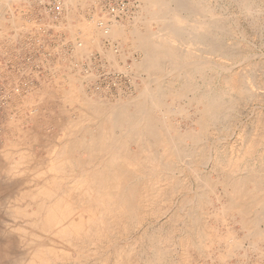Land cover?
Wrapping results in <instances>:
<instances>
[{
    "label": "bare ground",
    "instance_id": "bare-ground-1",
    "mask_svg": "<svg viewBox=\"0 0 264 264\" xmlns=\"http://www.w3.org/2000/svg\"><path fill=\"white\" fill-rule=\"evenodd\" d=\"M2 1L0 8L8 0ZM137 1L139 3L129 18L117 21L105 14L117 22H103L101 17L97 19V12L93 10L91 19L83 16L85 8L96 6V0H61V16L56 26L52 24L57 30L64 29L79 38L77 42L72 39V62L90 56L96 49L103 59L111 62L122 74L133 76V80L120 77L112 87L100 83L94 86L90 84L92 74L82 71L79 65L75 72L79 76L63 77L61 85H58L61 87H57L61 93L59 112H62L60 106L65 110L68 106L74 112V118L65 113L68 111L63 112L67 117L59 113L62 118L57 127L60 125L63 142L56 143V148L50 149V146L43 155L40 153L42 156L33 150L34 145H41L39 141L33 144L37 139L27 145L13 141L12 147L8 145L11 149L1 144L0 264H187L188 250L208 251L212 257L215 253L220 258L227 257L237 250L236 244L241 241L232 240V244L223 246L225 239L230 238L231 242L232 231L227 227L219 230L218 225L207 224L208 213L203 218L201 216L202 221L205 220L202 224L206 231L204 227V230L197 228L199 223L196 224L193 212L186 214L187 221L181 225L186 231H182V227L179 229L180 224L173 226L182 231H179L182 233V236L178 234L179 240L184 238L181 245L178 242L180 255L176 248L178 244L175 246L170 241L173 240L170 232L174 233L175 228L171 226L173 229L169 231L158 225L159 228H155L151 223L143 226L148 219L156 222L168 215L169 207L163 208L166 204L174 205L167 223L174 222V219L179 221L188 209L201 211L200 207L211 204L212 198L204 201L208 194L221 204V210L219 208L220 211L214 214L215 219L220 217L222 220L226 201L222 203L221 197L214 195L217 186L229 204L235 201L239 219L246 217V223H240L242 230H246L241 238L247 239L251 229L256 231L252 233L254 238L264 239V230L257 229L264 221V167L238 164V158L236 164L229 157L223 159L217 150L213 156L207 157L206 138L211 135V127L228 119L236 102L231 98L224 102L214 92L199 90V81L196 82L193 72H190L195 67L189 70L193 65L197 66L198 74L204 71L209 64L203 63L206 60L204 55L230 58V52H226L220 37L223 33H220L219 16L213 14L203 0ZM73 18L76 22L71 24L70 19ZM99 21L103 26H99ZM10 22L13 26L18 24L14 19ZM42 23L45 24L41 22L40 25ZM152 25L158 27L157 32H151ZM104 41L109 43V49L103 47ZM28 42L29 39L22 47L28 46ZM184 46L183 51L180 47ZM132 52H139L142 56L132 58V64H126L125 59H131ZM199 59L201 64L197 61ZM199 76L202 81L206 78L202 74ZM134 80H139V83ZM14 82L9 87L6 84L0 86V104L3 106L10 100L22 98L23 93L31 89L32 83L26 90L22 78L18 83ZM238 82L235 75L228 77L225 82L229 86L227 92H238ZM63 84H67L68 89H64ZM167 99L170 100L168 105L165 104ZM177 117L186 123L184 130L176 124ZM255 122V130H251L254 134L250 131L244 138L241 136L245 147L243 153H250L254 145L262 144L258 142L261 136L264 138V114H258ZM257 129L260 131L256 135ZM131 146L136 149H131ZM205 163H208L209 173L203 175L200 168ZM185 175L192 177L191 183L185 181ZM135 231L139 232L136 238L133 236L128 242L126 239L125 246L119 245V239L128 238ZM191 238L199 244L192 243L193 240L190 242ZM251 248L254 255L242 256L249 260L246 264L264 260V247L253 244ZM255 251L259 254L255 255ZM172 254L180 261L172 260Z\"/></svg>",
    "mask_w": 264,
    "mask_h": 264
},
{
    "label": "rangeland",
    "instance_id": "rangeland-1",
    "mask_svg": "<svg viewBox=\"0 0 264 264\" xmlns=\"http://www.w3.org/2000/svg\"><path fill=\"white\" fill-rule=\"evenodd\" d=\"M42 1L44 2L46 0H36L35 4L37 5V7H39V11H40L39 13L41 14L40 18H43V20H38V22L33 23L34 25L31 24L28 27L29 29L27 28L28 29L27 33L24 35L23 38H25V36H27V39H30V35H31V38L36 36V34H37L36 29L39 26L40 27L42 26L44 28L46 27L45 35L43 36V39L48 44H50V46L55 47L54 39H56V40L58 39V40H62V41L64 40L63 41L64 43L62 44L63 49H59L62 52V55L58 56L57 54H55V53H59L58 51H56V48L52 49L55 56L53 57L52 61H50L49 64L47 65L46 71L42 75L38 76L40 78L39 80L41 82L38 80V78L35 79L34 84H32L30 87L32 90L28 89L27 93H23L22 98L16 99L17 101L16 100H12V101L10 100L5 106L0 108V133H1L0 134V147L2 144L4 146V148H6V147L9 148L8 145L11 146V144H12L11 142H13V141L16 144L24 143L27 145L29 143L31 144L35 139H37L33 142V144H35L36 141H39L41 143V145L40 144H39L40 146L34 145L33 150H34V153L39 154V156H42L45 152H47L49 150L50 146H51L50 149H52L53 147L56 148L57 147L56 143H58V145H59L61 142H63L62 141L63 133H62L61 129H59L60 125L57 127L59 120L63 116L67 117L68 113H70L68 116L74 118V114H73L74 112H72V110H70V108L68 106H66V110H65V108H62V106H60L61 107L60 111H62V112H59L58 107H59V104L61 102L60 101L61 93H60V90L58 88H60L61 86L58 87V85H61V83H60L61 79L62 80H64V78L67 79L66 77L70 78L71 75H72L71 76L72 78L78 77L79 75H77L75 72H77V70H79V68H80L82 71L85 70L86 73L90 72V74H92L91 76H92L93 80H92V82H90L91 85H94V84L100 85L101 84L100 78L103 76L111 77L112 75H118V74L122 75L123 79H129V80L132 79L133 80V76L127 75V74H122L123 72L119 71V69L117 70L116 67H114L111 62L108 63V61L103 59L101 53L96 49H93V51H91L90 56L86 55V58L84 57L81 60H78V61L74 60V62H72L73 61L72 60V52L73 51L71 52V50H73V48H74L73 42L74 41L77 42L79 40V38L77 36L73 35V36H75L74 38H76V39H74L73 36L68 31H66L64 29L63 30L58 29L59 30L58 31L55 26H56L59 19L53 20L52 18L44 15V13L42 11V7L40 5V3H43ZM133 1H136L137 4L139 3V1H137V0H133ZM203 2H205V4L209 7V9H212L213 14L215 13L216 16H219L218 18H219L220 23L222 25L220 33H223V35L221 34L220 37L222 39V43H223V46H224L226 52H228V53L230 52L229 53L230 58L229 59H226V58L218 59L216 57L211 58L210 56L204 55L205 57H203V58H204V60L206 59L207 61L205 60V62L203 61V63H205V64H206V62L209 63V64H206L204 71L199 72V74H198L197 66H193V65H192V67L189 68V70L192 69L193 67H195L196 70L193 68L192 70H190V72L191 71L193 72L192 77L196 78V82L199 81V82H197L199 90H201V91L206 90L205 92H211L212 94L214 92V95H217L218 97L219 96L222 97V100H224V102H228L229 98L235 100L234 102H236L234 105V108H232L233 110L231 111V116L228 117V119H226L225 121L218 122L217 124L214 125V127L213 126L211 127L212 128V130L210 131L211 135L207 136V138H206L207 143L205 142L208 149H209V152L207 151V157L213 156L212 154H214V151L217 150L218 154H220V156L223 157V159H227L229 157L228 159L232 160L234 163H236L237 160L240 159L237 162L238 164L239 163L240 164L246 163V165L253 164L256 167H262L263 168L264 162L261 164V162L264 161V140H263L264 138H263V136H261L263 139L261 138V141L258 142V144L259 143H262V144L254 145L253 146L254 148L252 147L253 149L252 148L250 149L251 150L250 153H248V152L243 153L245 151L244 150L245 147H244L242 137L244 138V136L247 133H249L252 129L255 130V128H253V127H254V125H256L255 121L257 119L258 114L259 115L264 114V0H203ZM239 2H241V3H239ZM94 6H90L91 8H89V6L87 8H85V13L83 14V16L85 18L87 17L88 19H91L92 18L91 14H93V11L94 12L96 11L97 15H98L97 19H99L101 17L103 19V22H106V20L109 22H117L118 20L119 21L122 20V19L121 20L118 19L117 21H115L111 18H108L105 14L102 16V12H100V10H98V8H97L98 5L96 4L95 8L93 9L92 7H94ZM91 10H93V11H91ZM129 17L130 16H128L126 18H129ZM50 20H52L53 22ZM41 22H44L45 24L42 23V25H40ZM75 22H76V20L74 18H73V20L70 19L71 24H74ZM37 23L39 24L38 26L36 25ZM48 23L50 25L52 23L53 24L55 23V26L52 24L50 26L52 28L47 27V26H49ZM46 24H48V25H46ZM150 28H151L150 29L151 32L152 31L157 32L156 30L158 29V27L156 25H152ZM33 33H34V36H32ZM69 36L71 38H69ZM4 38H5V36L0 34V46H1V42H3ZM23 38H21L19 42L15 43L13 45V48L10 50L9 49H3V50L0 49V72L2 73L1 69L4 70L3 71L4 73H2V74L0 73L1 74L0 76H3V77H0V86H2L3 84H6V86L9 87L10 85H13V82L15 79L17 81L15 80L14 83H16V82L18 83V81L20 79L14 73H11V72H10L11 74L9 73V70H10L9 66H11L12 64H14L20 60L21 54H22V51H21L22 50V44L27 43V39L23 40ZM21 40H23V41L21 42ZM68 45H70V46L66 51L65 47ZM115 46H118V45L116 44ZM181 46H183V45H181ZM103 47L105 49H109V47H110L109 43L104 41ZM123 47L125 49L128 48L126 45H123ZM180 48L184 51L185 46L180 47ZM191 48H193V47H191ZM69 49H70V51H69ZM132 54L134 55V57ZM132 54H131V59H130V57L128 59H125L126 64H132V61H131V60H133L132 58L136 57V59H139L137 57L142 56L139 52H132ZM69 56H71V57L69 58ZM203 58H202V60H203ZM5 59H6V61H5ZM200 59L197 60L198 63L200 62L199 64H201V62H202V60L200 61ZM89 62H90V64H89ZM212 62H213V65H212ZM123 63L124 62H122L121 64L123 65ZM79 65H81V66L79 67ZM194 72L197 73L198 75H196ZM5 73H7L8 76ZM201 74L204 77H206L203 80L204 82L201 80V77L199 76ZM10 75L12 77H10ZM234 75L236 77L237 82L239 79L238 85L240 86V89L238 92L234 93V92L230 91V93H228L229 92V89H228L229 86L226 85L225 82H227L228 77L234 76ZM6 79H7V81H6ZM11 79H13V80H11ZM57 79H59V80L57 81ZM62 80H61V82H62ZM134 81H136L137 84L139 83V80H134ZM164 83L166 85V82H164ZM82 84L84 85L87 83L82 82ZM167 85H168V83H167ZM33 86L36 88V90H34ZM63 86H64V89H68L67 84L66 85L63 84ZM37 89L39 91H37ZM46 89H48V90H46ZM44 90L47 92H45ZM58 90H59V92H58ZM29 91H33L34 93L29 92ZM86 92H87V90H86ZM87 93L89 94V91ZM218 94H221V95H218ZM222 94L227 96V97L225 98ZM39 95L40 96L43 95V96L40 97ZM38 96H39V98H38ZM47 101H49V102H47ZM166 101H168L169 103ZM166 101H165V104H167V105L170 104V100L167 99ZM51 102H52V104H51ZM183 102H185V100ZM47 103H50V104H47ZM23 104H25L26 106ZM29 104H30V106H29ZM44 104L47 105L48 107L45 106ZM34 109L36 110V112H33ZM45 111H46V113H45ZM65 111H68V112H65ZM63 112L67 113V115H64ZM59 113L61 116L63 114V116L60 117ZM35 117H37V118H35ZM58 117H59V119H58ZM177 118L178 119L175 120L176 124L179 125L180 130H184L186 127L184 125H186V123L183 124L184 121L181 118L179 120V117H177ZM35 119H38V120H36L37 122H34ZM178 122H180L181 124ZM48 123H50V125ZM35 127H36V129H34ZM190 127L195 129V126H192V124H190ZM258 131H260V130L257 129V131L255 132L256 135H257V133H259ZM252 133L254 134V132H252ZM22 134H23V136H22ZM57 137H58V139H57ZM42 139H43V141H42ZM23 140H24V142H21ZM63 140L65 141V139H63ZM259 140H260V138H259ZM14 142H13V144H15ZM46 143H48V144H46ZM187 143H189V145H190L189 141H187ZM54 144H56V145H54ZM134 148H135L134 146H131V149L135 150L136 148L135 149ZM9 149H11V148H9ZM40 153L41 154L43 153V154L40 155ZM12 158L15 159L16 156H15V158L14 157H12ZM16 159H18V157ZM0 161L3 163V158L0 157ZM247 163H249V164H247ZM204 165L205 166L201 165L200 169H201V172L203 173V175H206L207 173H209V168H207L209 166H208V163H205ZM263 171H264V169H263ZM178 174H180V173H178ZM213 176L215 177L214 173H213ZM184 178H185V181H187L188 183L189 182L191 183L193 180L190 175H185ZM217 187L214 190V195L220 196L222 203L224 201H226L225 206H224V208H225L224 216H226V217L222 216L223 221L221 220L220 217H216V219H215V214H214V212H219L221 210V208H220L221 204L219 202H216V200L213 199V196L208 194V196L204 197L206 199V200L204 199V201H207V200H209V198H212L211 204L209 205V204L205 203L207 205H203L204 207H200L201 211L204 210L203 213L197 209L196 210L190 209V211L188 209L186 212L184 211L182 213L184 216L181 215V217L183 216L184 219L181 218L179 221H175V219H174V222H172V223L168 222L167 223L166 220L168 219V216L171 215L170 213H173L174 205L173 206L172 205L167 206V204H166V205H163V208L169 207L170 210L168 211V213H166L168 215H165L161 218H158L156 220V222H155V220L148 219V220H146V222L143 223V226H146L147 224L151 223L154 225L155 228L156 227L157 228L162 227L164 229L166 228L165 230L171 231L173 228H175L173 226L178 227L180 224V227H179V229H180L183 226L182 225L183 221L184 220H185V222L187 221V219L185 218V217H187L186 214H190V212H193L195 214L196 224L199 223L198 224L199 226L197 225V228H199V229L204 230V228H205L204 231H206V227L202 224V222L206 220L207 224H211L212 226L218 225L219 230H220V228H221V230L222 229L224 230L227 227L226 229H229L230 231H232V235L233 234L234 235L233 236L231 235V238H232L231 242H230V238H228L229 241H228V239L227 240L225 239V241L222 243L223 246H227L229 244H232V240H236L235 242H237V241L238 242L241 241V242L240 243L237 242L238 243V244H236L238 246L237 250L232 254L230 253V255L227 256L228 258L227 257H223V258L221 257L220 258L218 256V253H215L214 257H212L213 254L212 255L209 254L208 251L204 252L205 253L204 254V253H199V252H194V251L188 250V254H187L188 256H186V257L189 259L187 260L185 258L186 259L185 261L186 262L188 261L187 264H189V262H190V264H208V263L210 264V261H213V260H215L213 262V264H216V263H218V264H244V262L246 264L249 260L247 261V259L242 258V256L244 254H245V256L254 255L253 251L250 252V249L252 250L251 247H253V244L260 246V247H264V239L261 237H258V238L255 237L257 240V241H255V238L252 236V233L256 232V231L255 230L251 231V229H250L251 235L248 236L247 239L241 238L242 234L246 233V230L245 229L242 230L240 223L245 224L247 221L245 219L246 217L243 214L244 218L240 217L241 220L239 219L240 215L237 214L238 212L236 211V208H234V207H236L235 201H231V204H229L227 202V200H225L223 198V194L221 193L222 189L220 188V186L218 188ZM234 204H235V206H234ZM209 206H211V207L209 208ZM219 208H220V210H219ZM233 211H236V212H233ZM207 213H208V215H207ZM204 214L207 215L208 219L206 218L205 220L202 221L203 216H205ZM210 214H212V215H210ZM201 216H202V218H201ZM198 219H199V221H198ZM242 221H244V222H242ZM224 222L226 225L224 224ZM145 223H147V224H145ZM156 225H158L159 227ZM140 227L143 228L142 226H140ZM169 227H170V229H169ZM182 228L183 229H181V230L184 231L185 227H182ZM207 228H211V227H207ZM240 228H241V230H240ZM175 229H176V231H175ZM175 229H173L174 233L170 232L171 236L173 237V238L170 237V239L171 238L173 239L170 241H173L172 244H175V246L180 241L179 243L181 245V243L183 242V241L181 242V240L184 238L181 237V240H179L180 237L178 236V234L182 236V233L179 232L181 230H177V228H175ZM257 229L259 231L264 230V221L261 222L257 226ZM136 230H138V229H136ZM186 230L187 229H185V231ZM238 230H239V232H237ZM199 231H201V230H199ZM138 234H139V232L135 231L128 238L124 239V237H123V239L122 238L119 239V241H118L119 245L125 246V243H127L128 240H131L134 237L136 238V236H138ZM173 234H174V236H173ZM233 237L236 239H233ZM251 238H253V239H251ZM194 239L195 238H193V239L191 238L189 241L191 242L193 240L192 243L199 244V242H196V240H194ZM250 240H251V242H250ZM252 241H253V243H252ZM121 242H122V244H121ZM241 243H242V245H241ZM180 245L178 244L176 246L178 255H180V253H179ZM239 245H241V246H239ZM178 247H179V249H178ZM246 248H248L249 251ZM189 251H190V253H189ZM174 254H172V257H173L172 260L179 262L180 258L174 257V256H178L177 253H174ZM199 254H201L202 257ZM257 254H259V252L255 251V255H257ZM102 256H103V254L101 255V257ZM199 257H200V259H199ZM211 258H212V260H211ZM240 261H241V263H239ZM263 261L264 260L260 259V262H257V263L258 264H260V263L264 264ZM98 263L101 264L100 262H98ZM250 263L251 262H249V264Z\"/></svg>",
    "mask_w": 264,
    "mask_h": 264
},
{
    "label": "built area",
    "instance_id": "built-area-1",
    "mask_svg": "<svg viewBox=\"0 0 264 264\" xmlns=\"http://www.w3.org/2000/svg\"><path fill=\"white\" fill-rule=\"evenodd\" d=\"M102 16L108 14L111 18L115 20L128 17L135 11L137 7V2L133 0H96ZM44 15L52 18L58 19L62 13V2L61 0H46L43 3H40ZM107 15V16H108ZM99 26H103L102 21L98 22ZM45 28L38 27L37 36L29 39L28 46L22 47L21 58L18 62L12 64L9 70V73H14L16 76H19L23 79L24 87L26 90L29 88V83L34 84V80L38 76L42 75L46 71V67L50 61H52L55 54L58 56L62 55V52L59 49H63V41L54 39L55 47L50 46L44 39ZM70 45L66 46V51ZM59 53H53L52 49H55ZM70 51V49H69ZM72 51V50H71ZM122 75H112L111 77L103 76L100 78L101 85H108L112 87V84H115L116 81ZM3 103V101H2ZM3 105L0 104V108Z\"/></svg>",
    "mask_w": 264,
    "mask_h": 264
},
{
    "label": "crops",
    "instance_id": "crops-1",
    "mask_svg": "<svg viewBox=\"0 0 264 264\" xmlns=\"http://www.w3.org/2000/svg\"><path fill=\"white\" fill-rule=\"evenodd\" d=\"M5 1L6 0L2 2H5ZM35 3H36V0H8L7 3L2 4L3 6L1 5L0 34L4 35L5 38L3 39V42H1L0 49L2 50L7 49V48L9 50L12 49L13 45L20 41L19 39H21V36L23 35L22 36L23 38L24 35L27 33V30H28L27 27H29L34 22H38V20H43V18H40L41 14L40 13L37 14L39 12V7H37ZM13 19L16 20L18 23L16 26H13L10 22ZM22 24H24L25 26ZM21 30L22 31L25 30V31L21 33L22 32Z\"/></svg>",
    "mask_w": 264,
    "mask_h": 264
}]
</instances>
